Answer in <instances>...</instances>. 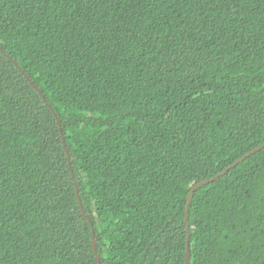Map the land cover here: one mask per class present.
<instances>
[{"label":"trees","instance_id":"1","mask_svg":"<svg viewBox=\"0 0 264 264\" xmlns=\"http://www.w3.org/2000/svg\"><path fill=\"white\" fill-rule=\"evenodd\" d=\"M262 146L264 0H0V264H264Z\"/></svg>","mask_w":264,"mask_h":264},{"label":"water","instance_id":"2","mask_svg":"<svg viewBox=\"0 0 264 264\" xmlns=\"http://www.w3.org/2000/svg\"><path fill=\"white\" fill-rule=\"evenodd\" d=\"M264 146H262V147H260V148H258V149H256L255 151H253L252 153H254V152H256V151H259L261 148H263ZM252 153H250V154H248L247 156H250ZM246 156V157H247ZM241 161V160H240ZM240 161H238L237 163H239ZM237 163H235L233 166H235ZM208 181H204V182H202V183H200V184H198L194 189H193V191H192V193L190 194V196H189V205H190V201L192 200V197H193V194H194V191H196L199 187H201L202 185H204L205 183H207ZM188 205V206H189ZM189 210L187 209V216H186V220H187V223H188V217H189ZM188 229H189V223H188ZM190 230L188 231V253H187V260H186V264H190V257H191V253H190V247H189V237H190ZM92 236H93V238H94V233H92ZM94 248H95V250H97L96 249V243H94ZM98 258V261L100 262V257L98 256L97 257Z\"/></svg>","mask_w":264,"mask_h":264},{"label":"snow or ice","instance_id":"3","mask_svg":"<svg viewBox=\"0 0 264 264\" xmlns=\"http://www.w3.org/2000/svg\"><path fill=\"white\" fill-rule=\"evenodd\" d=\"M191 258V257H190Z\"/></svg>","mask_w":264,"mask_h":264}]
</instances>
